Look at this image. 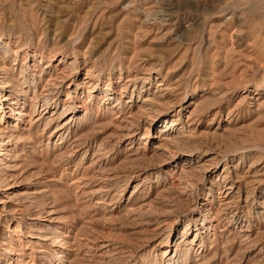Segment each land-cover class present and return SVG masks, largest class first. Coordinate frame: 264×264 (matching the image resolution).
I'll return each mask as SVG.
<instances>
[{
    "label": "rangeland",
    "instance_id": "rangeland-1",
    "mask_svg": "<svg viewBox=\"0 0 264 264\" xmlns=\"http://www.w3.org/2000/svg\"><path fill=\"white\" fill-rule=\"evenodd\" d=\"M0 264H264V0H0Z\"/></svg>",
    "mask_w": 264,
    "mask_h": 264
},
{
    "label": "bare ground",
    "instance_id": "bare-ground-1",
    "mask_svg": "<svg viewBox=\"0 0 264 264\" xmlns=\"http://www.w3.org/2000/svg\"><path fill=\"white\" fill-rule=\"evenodd\" d=\"M90 93H88L87 95H89ZM5 101V100H4ZM3 110L1 109V114H2ZM18 116L20 115L19 113L17 114ZM17 121V120H16Z\"/></svg>",
    "mask_w": 264,
    "mask_h": 264
}]
</instances>
